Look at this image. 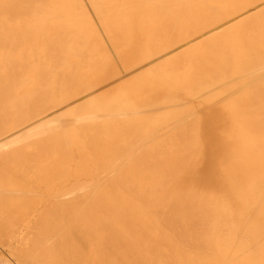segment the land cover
Here are the masks:
<instances>
[{
	"label": "bare ground",
	"instance_id": "1",
	"mask_svg": "<svg viewBox=\"0 0 264 264\" xmlns=\"http://www.w3.org/2000/svg\"><path fill=\"white\" fill-rule=\"evenodd\" d=\"M252 1L0 0V264H264Z\"/></svg>",
	"mask_w": 264,
	"mask_h": 264
},
{
	"label": "rangeland",
	"instance_id": "2",
	"mask_svg": "<svg viewBox=\"0 0 264 264\" xmlns=\"http://www.w3.org/2000/svg\"><path fill=\"white\" fill-rule=\"evenodd\" d=\"M261 1H262V0H261ZM261 1L259 2V0H253V1H252L253 4L256 3V2H259V3H258V4L256 3V5L254 4L255 6L252 5V6H254V7H251V8H255V7H256V8H255V11L259 10L261 7L264 8V5L261 3ZM262 2L264 3V0H263ZM258 6H259V7H258ZM249 8H250V7H249ZM255 11H254V12H255ZM251 13H253V12H251ZM260 14H261V13H260ZM260 14H259V16H260ZM262 14H263V13H262ZM254 15H255V14H254ZM254 15L251 16L252 19H253ZM259 16H258V15H257V16L255 15L256 19H257ZM261 16H262V15H261ZM251 17H250V18H251ZM250 18H249V19H250ZM259 18H262V17H259ZM252 19H251V20H252ZM254 19H255V18H254ZM246 20H247V19H246ZM251 20H250V21L248 20V21L251 22V24H252V21H253V20H252V21H251ZM257 20H259V19H257ZM255 21H256V20H255ZM249 22L246 23V26H247V24H248ZM253 23H254V22H253ZM249 25H250V23H249ZM249 25H248V26H249ZM243 26H244V25H243ZM243 26H241L240 28H243ZM246 26H245V27H246ZM247 28H248V27H247ZM237 29L241 31V29H239V28H237ZM237 29H236V30H237ZM236 30H235V31H236ZM245 31H248V30L244 28L243 32H245ZM243 32L241 31L242 36H243ZM255 33H256V32H255ZM235 34H236V35L239 34L238 36H241V34H240L238 31H237V33L235 32ZM245 34H247V32L244 33V35H245ZM258 34H259V33H258ZM174 35H175V36H174ZM174 35L171 36V38H172L171 40H172L173 42L175 41V40H173V39H177V40H178V38H182V36L185 35V33H182L181 35L179 34L180 37H179L178 34H174ZM173 36H174V38H173ZM176 36H177V37H176ZM242 36H241V37H242ZM245 36H246V35H245ZM247 36L249 37V34H247ZM255 36H257V34H255ZM169 42H170V41H169ZM170 43H171V42H170ZM170 43L168 44V42H165V43H163V45H165V46H166V45H170ZM246 43H247V42H246ZM246 45H248V43H247ZM156 46H157V45H156ZM156 46H153V47L156 48ZM243 46L245 47V45H243ZM157 47L159 48V47H161V46H157ZM166 47H167V46H166ZM246 47H247V46H246ZM110 48H111V47L109 46L108 49H109V51L111 52L112 48H111V49H110ZM148 48H150V47H147V50H144L145 48H144V49H141V51L144 50V53L147 54L146 51L149 50ZM151 48H152V47H151ZM164 48H165V47H161V49L159 48V50H162V49H164ZM139 49H140V48H139ZM152 49H153V48H152ZM156 49H157V48H156ZM156 49H155V50H156ZM137 50H138V49H137ZM137 50H136V52H134V54L131 55L130 57H120L119 55H117V56L115 55L116 57L113 56L112 59H114V60L111 61L110 66L107 68V72H108V74H107V76H106L107 79H108V78H111V79H112V78H118V77L121 78V77H122V80H123V81H125V82L128 81L127 85L123 88L125 91H124L122 88H121L122 90L119 89V90H121V91L126 92V90L128 89V86H129L128 84H130V78H131L133 75H131V77H126V76H130V75H126L127 73H126L125 71L128 70L129 68L135 66V65L137 64V62H138L139 59L137 60L138 57H137V55L135 56V54H136V53H137V54H140V53H141V51L138 53ZM159 50L157 49L156 52L158 53ZM142 52H143V51H142ZM148 52H150V54H151V51H148ZM152 52H154V50H153ZM146 54H145V55H146ZM153 54H155V52H154ZM141 55H142V53H141ZM147 55H149V54H147ZM147 55H146V56H147ZM134 56H135V57H134ZM146 56H143V55H142L141 57H146ZM147 57H148V56H147ZM147 57H146V58H147ZM149 57H150V56H149ZM139 58H140V57H139ZM154 58L156 59V57H154ZM154 58H153V60H155ZM122 60H123V61H122ZM116 66H117V67H116ZM170 67H171V66H170ZM170 67H169V68H170ZM163 70H165V68H162V71H163ZM159 71H160V70H159ZM116 73H119V76H118V77H115ZM120 73H121L122 75H121ZM125 73H126V74H125ZM123 74H124V75H123ZM131 80H133V78H132ZM131 82H132V81H131ZM79 83H81V82L78 81V84H79ZM126 87H127V89H126ZM129 89H130V88H129ZM129 89H128V90H129ZM119 90H117L118 92H117V91H113V92H111V93L108 95V97H107L106 99H108V101H112V102H113V101L116 100V99H117V100H120V99H123L124 97H125V99H126V98H131L132 95H133V94L131 95L132 92H129V91H128V94L130 93L129 95H131L130 97H128L129 95L126 96V93H125V94H124V97L117 98V97H119V96H122V95L119 93V92H120ZM116 92H117V93H116ZM122 94H123V92H122ZM143 94H146V97L149 96V95H151V93L149 94V93L146 92V91H144ZM143 94H141V95L144 96ZM115 97H116V99H115ZM106 99H104V100H106ZM104 100H100V101H98V102H96V103H97V104H98V103H101V102L104 101ZM117 100H116V101H117ZM127 100H129V99H127ZM130 101H132V100H130ZM180 101H181V103H186L185 100H183V99H182V100H179L178 102H180ZM183 101H184V102H183ZM114 102H115V101H114ZM128 102H129V101H128ZM164 103H165V102H164ZM164 103H161V104L164 105ZM170 103L172 104L173 101L170 100V101H169V104H170ZM161 104H160V105H161ZM166 104H168V101H167ZM166 104H165L164 106H167ZM1 264H2V263H1Z\"/></svg>",
	"mask_w": 264,
	"mask_h": 264
}]
</instances>
